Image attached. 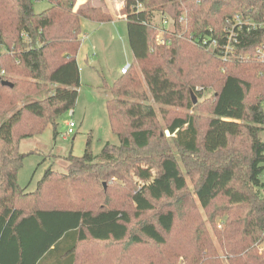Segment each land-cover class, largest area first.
<instances>
[{"label":"trees","instance_id":"trees-1","mask_svg":"<svg viewBox=\"0 0 264 264\" xmlns=\"http://www.w3.org/2000/svg\"><path fill=\"white\" fill-rule=\"evenodd\" d=\"M46 1L50 7L38 14L33 0H0V116L48 93L24 102L0 126V264H95L93 257L101 264L98 254L84 257L81 249L123 244L170 248L153 249L138 264H264V65L255 59L264 31L245 32L227 61L199 45L210 36L224 42L235 14L262 21L264 0H125L121 16L135 65L105 88L120 145L107 143L94 155L88 139L81 157L69 156L67 173L48 169L31 193L18 184L28 156L19 143L48 128L57 137L61 118L78 102L81 18L115 19L90 1L78 9V0ZM163 16L176 20L169 46L157 43ZM184 53L194 56L188 65ZM205 91L215 94L205 131L195 115L175 117L166 126L168 141L151 97L166 117L169 107L192 109L193 94L202 98ZM195 174L200 207L223 204L217 216L225 217L224 229L214 228L220 249L202 223L191 230L194 238L173 245L178 212L186 207L182 194ZM119 183L133 211L112 197ZM167 200L176 209L143 222ZM192 212L187 206L186 214ZM136 221L142 224L134 231Z\"/></svg>","mask_w":264,"mask_h":264},{"label":"rangeland","instance_id":"rangeland-1","mask_svg":"<svg viewBox=\"0 0 264 264\" xmlns=\"http://www.w3.org/2000/svg\"><path fill=\"white\" fill-rule=\"evenodd\" d=\"M35 11L40 14L45 12L48 8V1L38 0L35 2ZM106 8L108 5L106 4ZM115 18V17H114ZM81 38L82 44L78 56V64L81 67V87L79 89V99L72 111L66 112L61 118L57 127L59 135L54 138V130H48L41 136L32 139H24L19 143L21 151L28 156L24 159V165L18 174V184L24 188L26 192H34L37 188L38 182L43 178L44 173L48 169H55L59 173H67V163L69 156L81 157L86 149L88 139H91L92 151L94 155H98L107 143L119 146L117 136L112 132L110 127L109 115L106 110V102L111 96L105 91V88H112L116 79L121 76V69L130 65H135V58L132 50L129 47V40L127 34V22L122 18L112 23H104L101 25L99 21H92L81 18ZM189 56L186 54L182 58L186 59L185 64L188 65ZM194 57V56H192ZM138 66H135L136 69ZM242 75V74H241ZM205 95L200 98L195 95L196 104L193 108L188 110L186 106H174L166 108L169 112L164 117L159 111L152 97L149 103L154 105L155 110L159 115V125L163 129V133L168 141L172 140L166 126L175 117H187L190 114L197 117L199 125L205 131L206 123L212 118V104L215 101V94L213 91H205ZM46 94L34 95V97L24 101L32 102L34 100L43 99ZM19 105L9 112L0 116V126L5 120L9 118L19 107ZM264 108V103H263ZM74 122L76 125V133L65 138L68 131L67 123ZM264 139V133H262ZM154 163L158 164L159 160L154 159ZM145 165V164H143ZM184 167V166H183ZM185 169V168H184ZM155 172V171H154ZM187 190L182 194L185 200L186 207L178 212V226L174 237V244L183 241V238L191 235V230L198 224H203V231L207 232L209 236L214 237L216 244L219 246L218 239L215 237L214 228L217 231L224 229V216H217L223 204H217L213 209L204 211L199 203L196 202V186L199 182V176L195 174L194 178L188 177ZM118 192L112 197L117 200V205L120 208L133 211L134 205L129 199L128 190L123 186L124 183H119ZM104 188H112V182L104 181ZM176 205L170 201H162L155 211L149 212L143 218V222H155L156 216L162 211L168 209H176ZM187 206L193 210L192 213L186 214ZM213 220V224L211 221ZM141 221H136L133 229L138 230ZM194 238V235H191ZM136 251L139 255H129L131 251ZM165 252L167 249H159L152 244L145 246H131L123 244L116 247H107L104 245L93 246L85 245L81 249L82 256L87 257L91 253L99 256L101 264H109L113 260V264H138L147 253H153L151 250ZM133 251V252H134ZM135 253V252H134ZM98 257H93L91 263H97ZM223 261H225L223 259Z\"/></svg>","mask_w":264,"mask_h":264},{"label":"built area","instance_id":"built-area-1","mask_svg":"<svg viewBox=\"0 0 264 264\" xmlns=\"http://www.w3.org/2000/svg\"><path fill=\"white\" fill-rule=\"evenodd\" d=\"M38 1V0H33ZM139 9L143 8V5L138 6ZM181 23H184V19L181 18ZM176 20L170 17L163 16L162 24L157 29V43L160 46H169L172 43V39L175 36L174 32V24ZM227 26L224 29V34L221 39L224 40L222 42L220 39L216 37H206L204 40L199 42L201 47H206L209 50L219 51L220 57L222 61H227L230 58L235 57L236 49L240 44L241 36L246 32L250 34L251 32L264 31V19L259 22L247 20L241 14H235L232 19L226 21ZM255 59L257 62L264 65V44L260 45L256 50ZM132 65L127 63V66L121 70V75H126L130 70ZM76 125L74 122L70 121L67 123L68 131L66 133V137L70 135H74L76 133L75 128Z\"/></svg>","mask_w":264,"mask_h":264},{"label":"crops","instance_id":"crops-1","mask_svg":"<svg viewBox=\"0 0 264 264\" xmlns=\"http://www.w3.org/2000/svg\"><path fill=\"white\" fill-rule=\"evenodd\" d=\"M88 1L93 3V5L102 6L105 10H107L108 12H111L114 15L115 19L113 21H110V22L114 23L121 18L123 20H126V18L121 16V12L124 9L125 4H126L125 0H78L76 9H78V7H80L82 5H85ZM106 4L108 5V8H106ZM48 5H49V3H48ZM49 7H50V5H49ZM101 25H104V23H101Z\"/></svg>","mask_w":264,"mask_h":264},{"label":"water","instance_id":"water-1","mask_svg":"<svg viewBox=\"0 0 264 264\" xmlns=\"http://www.w3.org/2000/svg\"><path fill=\"white\" fill-rule=\"evenodd\" d=\"M4 83H6L7 85H12V84H10V83H8V82H4ZM192 94H193V93H192ZM193 99H194V103L196 104L195 94H193Z\"/></svg>","mask_w":264,"mask_h":264}]
</instances>
